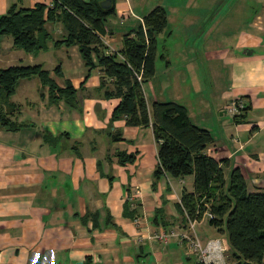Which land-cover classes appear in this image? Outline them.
Returning <instances> with one entry per match:
<instances>
[{
	"label": "crops",
	"instance_id": "crops-1",
	"mask_svg": "<svg viewBox=\"0 0 264 264\" xmlns=\"http://www.w3.org/2000/svg\"><path fill=\"white\" fill-rule=\"evenodd\" d=\"M52 3L0 0V15L14 4ZM111 6L101 36L106 54L120 52L124 36L134 37L155 7L166 10L155 75L143 85L150 114L155 101L184 105L192 123L212 134L206 153L228 161L226 176L238 168L249 191L264 193V0H111ZM45 27L51 39L35 54L0 38V69L39 64L59 88L75 90L52 98L32 77L9 99L18 127L0 125V264H183L177 238L148 236L163 228L155 219L166 230H184L177 204L184 189L193 191V176L154 179L151 126L114 117L120 100L106 96L112 81L102 85L96 56L94 67L86 66L76 46L55 45L66 34L61 22ZM168 77L180 83L176 94L190 83L193 101L181 103ZM234 98L247 107L238 123L225 111ZM202 223L210 226L206 217L196 224ZM211 228L217 235L210 238H226Z\"/></svg>",
	"mask_w": 264,
	"mask_h": 264
},
{
	"label": "trees",
	"instance_id": "trees-1",
	"mask_svg": "<svg viewBox=\"0 0 264 264\" xmlns=\"http://www.w3.org/2000/svg\"><path fill=\"white\" fill-rule=\"evenodd\" d=\"M102 0H53L51 6L37 4L34 8L11 5L0 15V37L12 38L13 46L27 54L46 49L51 34L46 24L61 22L65 31L56 46H76L86 66L93 68L92 54L100 68L102 85L112 81L108 97L119 98L114 117L126 116L132 126H151L158 144V164L154 171L157 181L163 177L182 178L193 176V191H182L177 208L182 215L183 229L187 218L197 220L205 213L212 215L208 224L219 234L225 235L230 247L232 261L259 263L264 259V193L249 191L245 178L238 168L226 176L228 161L218 160L206 153L213 144L212 134L207 129L192 123L187 108L174 101H155L151 114L143 93V85L155 75L157 59V36L167 28L166 10L157 6L143 18L142 25L135 30L134 37L124 36L123 48L118 53L106 54L101 36L105 22L113 13V7L103 9ZM60 66L56 68L59 74ZM141 76V80L137 79ZM37 77L42 86H47L52 98L72 96L71 85L59 88L41 65H14L0 69V125L7 130L18 126L10 119L9 99L23 79ZM243 107L232 115L234 122L241 121ZM154 223L166 228L165 223L155 219Z\"/></svg>",
	"mask_w": 264,
	"mask_h": 264
},
{
	"label": "built area",
	"instance_id": "built-area-1",
	"mask_svg": "<svg viewBox=\"0 0 264 264\" xmlns=\"http://www.w3.org/2000/svg\"><path fill=\"white\" fill-rule=\"evenodd\" d=\"M137 79L140 81L141 76L137 75ZM242 107L243 102L237 100L236 102L233 101L226 110L228 113L234 115L237 112V109ZM203 217H206L208 220L212 218V215L205 213ZM138 219L139 218H136L137 224ZM197 222V220L187 218L186 227L181 232H174L173 230L162 228L160 231L149 235L148 238L154 242L165 243L171 238H177L178 243L187 247V249L194 255L198 264H264V259L259 263L251 261H232L229 257L230 247L227 239L223 237H215L206 239L205 241L200 240L194 227ZM136 240L139 242L141 241V238L138 237Z\"/></svg>",
	"mask_w": 264,
	"mask_h": 264
},
{
	"label": "rangeland",
	"instance_id": "rangeland-1",
	"mask_svg": "<svg viewBox=\"0 0 264 264\" xmlns=\"http://www.w3.org/2000/svg\"><path fill=\"white\" fill-rule=\"evenodd\" d=\"M5 37H7V36H1L0 38H5ZM9 38H11V37H9ZM161 43H163V42L160 39L159 44H161ZM173 48L175 50L177 49L175 46ZM166 59H167V56H166ZM167 61H168V59H167ZM163 62L165 63V60H163ZM170 62L173 65L178 64V62H176L175 60H172V59H170ZM158 79L160 80L159 82H161L162 80H164L163 77H158ZM169 79L171 80V82H170L171 83V93L174 94L175 96L177 95L179 97L178 99H180L179 101L181 103L188 104L191 101H193V100H191L192 97H193V94H192L193 91L191 90L192 89V86H191L190 83H186V84L183 85L184 86V89H186L184 91V93L183 92H180V93L176 94L174 92H176L178 90V88H180V83H178V82L175 83L174 82V79L175 78H173V77H168V80ZM205 80H206V86L208 87V82L209 81H207L208 80L207 78ZM157 90H159V89H157ZM168 94L171 95L170 92ZM168 94L166 92L165 95H164V97H166V96L168 97ZM168 101H170V100H168ZM195 231H196V234L199 236V238L202 241H204L206 238L214 237V236L217 235V233L210 226L206 225L205 223L196 224L195 225ZM181 246L182 247H180L181 248L180 254L182 255V262H183V264H197L196 263L197 259L194 256L188 257V259H187V255H185V251L183 250V247L185 249H187V248L184 245H181Z\"/></svg>",
	"mask_w": 264,
	"mask_h": 264
},
{
	"label": "water",
	"instance_id": "water-1",
	"mask_svg": "<svg viewBox=\"0 0 264 264\" xmlns=\"http://www.w3.org/2000/svg\"><path fill=\"white\" fill-rule=\"evenodd\" d=\"M100 6L103 8V9H109L111 7V0H103L101 1L100 3ZM248 50H245L244 53H247Z\"/></svg>",
	"mask_w": 264,
	"mask_h": 264
}]
</instances>
